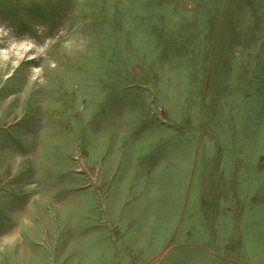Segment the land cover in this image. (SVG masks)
Listing matches in <instances>:
<instances>
[{"label": "rangeland", "instance_id": "374dc122", "mask_svg": "<svg viewBox=\"0 0 264 264\" xmlns=\"http://www.w3.org/2000/svg\"><path fill=\"white\" fill-rule=\"evenodd\" d=\"M0 264H264V0H0Z\"/></svg>", "mask_w": 264, "mask_h": 264}]
</instances>
